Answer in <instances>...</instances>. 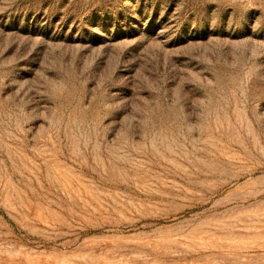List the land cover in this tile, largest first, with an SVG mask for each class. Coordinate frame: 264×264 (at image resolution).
Masks as SVG:
<instances>
[{
  "label": "rangeland",
  "instance_id": "374dc122",
  "mask_svg": "<svg viewBox=\"0 0 264 264\" xmlns=\"http://www.w3.org/2000/svg\"><path fill=\"white\" fill-rule=\"evenodd\" d=\"M0 264H264V0H0Z\"/></svg>",
  "mask_w": 264,
  "mask_h": 264
}]
</instances>
